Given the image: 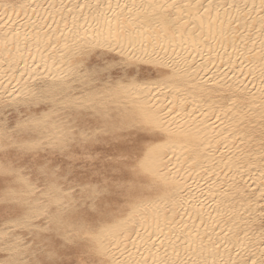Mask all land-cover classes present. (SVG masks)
Masks as SVG:
<instances>
[{
  "label": "snow or ice",
  "instance_id": "obj_1",
  "mask_svg": "<svg viewBox=\"0 0 264 264\" xmlns=\"http://www.w3.org/2000/svg\"><path fill=\"white\" fill-rule=\"evenodd\" d=\"M0 264H264V0H0Z\"/></svg>",
  "mask_w": 264,
  "mask_h": 264
},
{
  "label": "bare ground",
  "instance_id": "obj_2",
  "mask_svg": "<svg viewBox=\"0 0 264 264\" xmlns=\"http://www.w3.org/2000/svg\"><path fill=\"white\" fill-rule=\"evenodd\" d=\"M21 15H23V14H21ZM17 18H16V16L13 14V20H16Z\"/></svg>",
  "mask_w": 264,
  "mask_h": 264
}]
</instances>
